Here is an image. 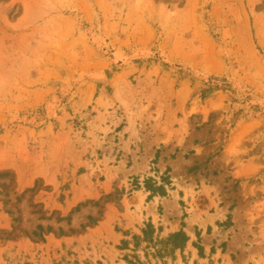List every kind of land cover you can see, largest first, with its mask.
Masks as SVG:
<instances>
[{"label":"rangeland","instance_id":"1","mask_svg":"<svg viewBox=\"0 0 264 264\" xmlns=\"http://www.w3.org/2000/svg\"><path fill=\"white\" fill-rule=\"evenodd\" d=\"M134 255L264 264V0H0V264Z\"/></svg>","mask_w":264,"mask_h":264},{"label":"trees","instance_id":"2","mask_svg":"<svg viewBox=\"0 0 264 264\" xmlns=\"http://www.w3.org/2000/svg\"><path fill=\"white\" fill-rule=\"evenodd\" d=\"M153 226L149 225L147 229L143 232L144 234V239L143 241L148 243V246L153 250V253L147 252V255L150 256V254L155 257L158 255H161L162 252H172L175 249H179L182 247H185L188 242L189 238L184 232H178L175 234H171L167 239H160V240H155L153 238V233H152ZM153 245V246H152ZM138 246V244H137ZM157 246H161L160 249H157ZM151 251V250H150ZM134 260L136 264H142L140 261V257L138 255H134Z\"/></svg>","mask_w":264,"mask_h":264}]
</instances>
